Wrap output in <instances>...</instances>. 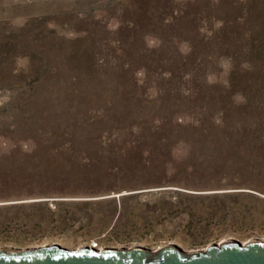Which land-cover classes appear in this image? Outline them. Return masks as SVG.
Wrapping results in <instances>:
<instances>
[{
    "label": "rangeland",
    "instance_id": "374dc122",
    "mask_svg": "<svg viewBox=\"0 0 264 264\" xmlns=\"http://www.w3.org/2000/svg\"><path fill=\"white\" fill-rule=\"evenodd\" d=\"M234 239L264 240V0H0V254Z\"/></svg>",
    "mask_w": 264,
    "mask_h": 264
},
{
    "label": "water",
    "instance_id": "95a60500",
    "mask_svg": "<svg viewBox=\"0 0 264 264\" xmlns=\"http://www.w3.org/2000/svg\"><path fill=\"white\" fill-rule=\"evenodd\" d=\"M232 242V243H231ZM214 243L207 251L183 255L177 250L148 259L147 252L140 249L113 250L105 247L86 246V251L72 250L58 244L62 251H46L48 248H29L16 255L0 254V264H264V240L243 243L238 239ZM150 251L151 248L139 245ZM39 250L37 252H29ZM152 251V250H151Z\"/></svg>",
    "mask_w": 264,
    "mask_h": 264
},
{
    "label": "built area",
    "instance_id": "2783aa9c",
    "mask_svg": "<svg viewBox=\"0 0 264 264\" xmlns=\"http://www.w3.org/2000/svg\"><path fill=\"white\" fill-rule=\"evenodd\" d=\"M92 244L91 245L94 247L103 248L102 246H99V242H92Z\"/></svg>",
    "mask_w": 264,
    "mask_h": 264
},
{
    "label": "clouds",
    "instance_id": "9594fccd",
    "mask_svg": "<svg viewBox=\"0 0 264 264\" xmlns=\"http://www.w3.org/2000/svg\"><path fill=\"white\" fill-rule=\"evenodd\" d=\"M19 63H20L21 65H23V64L25 63V61L21 60V61H19Z\"/></svg>",
    "mask_w": 264,
    "mask_h": 264
},
{
    "label": "trees",
    "instance_id": "16d2710c",
    "mask_svg": "<svg viewBox=\"0 0 264 264\" xmlns=\"http://www.w3.org/2000/svg\"><path fill=\"white\" fill-rule=\"evenodd\" d=\"M158 259V257H155L154 259H152V260H157Z\"/></svg>",
    "mask_w": 264,
    "mask_h": 264
},
{
    "label": "bare ground",
    "instance_id": "6f19581e",
    "mask_svg": "<svg viewBox=\"0 0 264 264\" xmlns=\"http://www.w3.org/2000/svg\"><path fill=\"white\" fill-rule=\"evenodd\" d=\"M93 245V244H92Z\"/></svg>",
    "mask_w": 264,
    "mask_h": 264
}]
</instances>
